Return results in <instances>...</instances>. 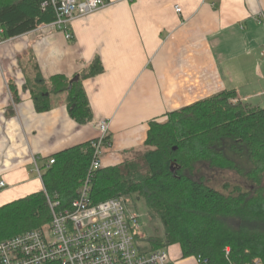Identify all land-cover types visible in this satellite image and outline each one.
Instances as JSON below:
<instances>
[{
	"label": "crops",
	"instance_id": "1",
	"mask_svg": "<svg viewBox=\"0 0 264 264\" xmlns=\"http://www.w3.org/2000/svg\"><path fill=\"white\" fill-rule=\"evenodd\" d=\"M104 1L69 24L71 40L50 23L0 41V207L43 191L35 164L44 173L57 153L98 138L101 120L110 124L101 157L108 168L143 146L150 122L222 92L264 109V26L256 21L264 0ZM29 57L45 80L101 63L100 74L82 81L91 122L69 117L65 94L52 97L49 111H35L23 88ZM165 250L174 264H196L179 245Z\"/></svg>",
	"mask_w": 264,
	"mask_h": 264
},
{
	"label": "trees",
	"instance_id": "2",
	"mask_svg": "<svg viewBox=\"0 0 264 264\" xmlns=\"http://www.w3.org/2000/svg\"><path fill=\"white\" fill-rule=\"evenodd\" d=\"M44 1L0 0V41L52 23L53 8L42 9ZM25 65L23 88L37 113L49 111L52 97L65 94L69 117L79 125L91 122L82 81L103 71L97 59L83 75L70 79L45 80L32 57ZM8 85L16 98L15 86ZM236 98L234 91H225L167 113L163 122H150L140 149L130 151L121 164L95 173L92 205L122 197L143 200L149 218L163 231L161 237L145 240L152 250L179 245L183 258H201L207 264L264 262V109L232 103ZM91 157L90 142L53 156L54 163L41 176L43 191L0 207V242L48 227L51 212L45 193L58 201V211L69 209ZM204 170L231 172L240 183L216 190Z\"/></svg>",
	"mask_w": 264,
	"mask_h": 264
},
{
	"label": "built area",
	"instance_id": "3",
	"mask_svg": "<svg viewBox=\"0 0 264 264\" xmlns=\"http://www.w3.org/2000/svg\"><path fill=\"white\" fill-rule=\"evenodd\" d=\"M48 6L55 14L50 27L71 40L69 24L104 9L107 3L104 0H45L42 9ZM174 11L181 13L179 6ZM256 21L264 26V12L259 13ZM109 125L108 120L98 123L99 136L90 141L92 157L85 181L69 209L58 211V201L45 193L51 212L50 224L45 229L26 231L1 241L0 264H174L165 249H148L139 218L128 210L126 199L91 203V183L101 169L103 153L110 147ZM53 163L52 159L48 160L46 169ZM35 171L42 176L36 164ZM3 186L0 183V188ZM195 260L198 264H207L201 258ZM253 263L264 264L260 259Z\"/></svg>",
	"mask_w": 264,
	"mask_h": 264
},
{
	"label": "rangeland",
	"instance_id": "4",
	"mask_svg": "<svg viewBox=\"0 0 264 264\" xmlns=\"http://www.w3.org/2000/svg\"><path fill=\"white\" fill-rule=\"evenodd\" d=\"M237 100H233L232 103H235ZM165 121V118L161 119L159 122ZM128 156L123 157V161L127 159ZM204 175L207 176L209 179V184L216 190L222 191V185L225 183L230 184H239L240 180L231 172L226 171H219V172H207V170L203 171ZM124 198V197H123ZM127 200V206L128 210L132 211L133 214H135L140 221L141 224V233L143 235V238L146 240L148 238H154V237H161L162 236V227L157 221H153L149 218L147 214L146 205L143 200L135 199L134 197L131 198H124ZM148 249L149 246L147 245ZM152 250V249H151ZM196 264V260H194Z\"/></svg>",
	"mask_w": 264,
	"mask_h": 264
},
{
	"label": "water",
	"instance_id": "5",
	"mask_svg": "<svg viewBox=\"0 0 264 264\" xmlns=\"http://www.w3.org/2000/svg\"><path fill=\"white\" fill-rule=\"evenodd\" d=\"M73 80L76 81L77 80V77H75ZM171 171H172V173H174V168L173 167L171 168Z\"/></svg>",
	"mask_w": 264,
	"mask_h": 264
}]
</instances>
